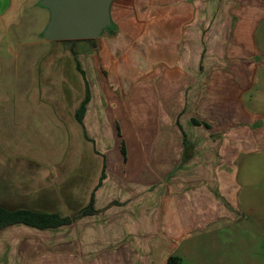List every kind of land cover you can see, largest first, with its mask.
I'll return each mask as SVG.
<instances>
[{
	"label": "crops",
	"instance_id": "0c3cea01",
	"mask_svg": "<svg viewBox=\"0 0 264 264\" xmlns=\"http://www.w3.org/2000/svg\"><path fill=\"white\" fill-rule=\"evenodd\" d=\"M40 1L0 10L25 55L0 60V206L70 221L0 227V264H167L264 150V0H113L85 47L42 37Z\"/></svg>",
	"mask_w": 264,
	"mask_h": 264
},
{
	"label": "rangeland",
	"instance_id": "374dc122",
	"mask_svg": "<svg viewBox=\"0 0 264 264\" xmlns=\"http://www.w3.org/2000/svg\"><path fill=\"white\" fill-rule=\"evenodd\" d=\"M6 4L7 0H0V10ZM256 38L264 49V18L258 23ZM0 41H3L0 60L23 61L25 55L12 51L17 50L18 44L11 33L3 34ZM87 44L92 46V40H64L59 43L64 47H85ZM257 86L264 89V76L259 77ZM248 159L250 162L246 165L250 168L243 166L240 173L244 185L238 194V206L233 207L231 216L223 218L219 224L184 240L176 253L180 258L179 264H264V150L248 155Z\"/></svg>",
	"mask_w": 264,
	"mask_h": 264
},
{
	"label": "water",
	"instance_id": "95a60500",
	"mask_svg": "<svg viewBox=\"0 0 264 264\" xmlns=\"http://www.w3.org/2000/svg\"><path fill=\"white\" fill-rule=\"evenodd\" d=\"M113 0H41L49 11L43 36L49 41L97 39L112 26Z\"/></svg>",
	"mask_w": 264,
	"mask_h": 264
},
{
	"label": "trees",
	"instance_id": "16d2710c",
	"mask_svg": "<svg viewBox=\"0 0 264 264\" xmlns=\"http://www.w3.org/2000/svg\"><path fill=\"white\" fill-rule=\"evenodd\" d=\"M86 41L93 39H84ZM78 66L81 70V65L78 62ZM89 96L81 102L80 107L77 111L78 120H82L83 114L88 103ZM93 206L90 204L84 209V212L93 211ZM70 221L68 217H62L57 213L49 212H39L28 209H17V210H8L0 206V227H4L10 224L23 223L27 225H32L38 228H47L54 227ZM180 258L177 255L170 256L167 264H179Z\"/></svg>",
	"mask_w": 264,
	"mask_h": 264
}]
</instances>
